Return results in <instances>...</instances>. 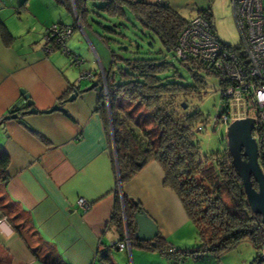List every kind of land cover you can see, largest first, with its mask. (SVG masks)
Masks as SVG:
<instances>
[{"label": "crops", "instance_id": "crops-1", "mask_svg": "<svg viewBox=\"0 0 264 264\" xmlns=\"http://www.w3.org/2000/svg\"><path fill=\"white\" fill-rule=\"evenodd\" d=\"M163 1L176 12L188 6L195 10L193 16L209 7V0ZM77 2L0 0V26L9 33L4 37L0 30V148L9 157L10 171L5 191L27 212L39 236L28 244L4 220L0 256L8 254L12 264H43L46 251L37 246L43 243L67 264H170L158 249L115 247L124 239L112 222L116 189L141 205L167 245L196 246V228L176 193L164 185L158 162L149 161L119 187L112 125L98 110L110 50L89 18L81 19ZM81 3L95 12L86 1ZM54 23L73 27L66 42L71 54L44 41ZM86 71L92 72L91 80L82 77ZM71 87L77 95L62 102ZM23 92L32 106H26ZM56 104L62 110L46 112ZM31 107L37 112H27ZM79 198L89 202L87 209L78 204Z\"/></svg>", "mask_w": 264, "mask_h": 264}, {"label": "trees", "instance_id": "trees-1", "mask_svg": "<svg viewBox=\"0 0 264 264\" xmlns=\"http://www.w3.org/2000/svg\"><path fill=\"white\" fill-rule=\"evenodd\" d=\"M56 1L70 6V0ZM79 1L77 9L81 19L87 20L89 11L81 3L84 1ZM126 10L138 23L142 35L151 38L147 50L137 37L129 39L122 32L126 24L110 26L97 22L103 29L97 33L110 50V66L105 70L108 104L101 89L98 110L106 123L108 117L111 121L119 172L117 179L122 185L149 161L158 162L164 171V185L176 193L196 228L198 245L191 249L173 246L175 251L170 253L167 247L171 245H167L159 232L154 239L155 246L150 241L140 242L135 237L134 214L144 210L137 201L123 192L120 194L117 189L112 222L123 237L124 214L131 244L149 250L158 249L170 264L186 257L196 260L207 252L217 255L244 240L252 244L256 253L249 264H264V255L260 253L264 247V226L260 215L253 213L247 203L242 180L232 164L227 146L202 153L197 131L205 128L207 118L203 120L204 115L198 108L182 113L188 105L187 99L205 93L204 75H215L207 65L181 60L174 53L178 34L188 19L168 3L150 0H105L95 14L101 17L107 14L122 20L127 17ZM198 14L214 27L210 7L198 10ZM133 26L136 28L135 24ZM0 30L2 36L9 37L4 26H0ZM154 39L187 68L190 82L183 81V76L166 59L162 49L154 51ZM172 68L174 71L170 74ZM75 89L71 87L62 102ZM260 137L258 161L264 171L263 134ZM9 179V157L0 148V219L5 218L30 244L39 236L31 228L27 212L8 197L5 185ZM253 186L257 188L254 181ZM42 244L37 246L46 251L41 257L43 264H67L51 247ZM32 249L37 254V247ZM0 264H12V259L8 254L1 255Z\"/></svg>", "mask_w": 264, "mask_h": 264}, {"label": "built area", "instance_id": "built-area-1", "mask_svg": "<svg viewBox=\"0 0 264 264\" xmlns=\"http://www.w3.org/2000/svg\"><path fill=\"white\" fill-rule=\"evenodd\" d=\"M73 2L75 0H72ZM79 1V0H76ZM86 1V0H80ZM157 2L163 0H154ZM264 0H231V9L239 32V43L232 46L223 42L211 22L203 15L197 14L187 20L178 34L174 47L176 56L184 61H199L207 65L218 77L221 90L219 111L213 122L225 126L238 119H254L253 138L259 140L264 136ZM73 27L54 23L46 29L44 41L59 46L71 54L66 47ZM50 49V46H48ZM75 61L81 60L75 57ZM101 73L100 88L108 104L106 75ZM82 77L93 78L90 71L82 72ZM220 112V113H219ZM83 208L89 207L84 198L78 199ZM5 218L0 219V224ZM125 221V216H124ZM126 222V221H125ZM130 236L126 229L124 239L115 244L119 249L130 250ZM167 250L175 251L173 246ZM264 255V247L260 249Z\"/></svg>", "mask_w": 264, "mask_h": 264}, {"label": "rangeland", "instance_id": "rangeland-1", "mask_svg": "<svg viewBox=\"0 0 264 264\" xmlns=\"http://www.w3.org/2000/svg\"><path fill=\"white\" fill-rule=\"evenodd\" d=\"M86 2L89 10L96 11V8L102 6L105 0H86ZM208 5L212 10L215 29L219 38L226 44L236 46L239 43V32L233 17L231 0H209ZM181 11L182 12L178 13L186 19H189V17L191 18L195 12V10L188 6H184ZM95 13L96 12L91 11L88 18L99 32H101L103 29H101V26L97 22H102L103 24L110 26H113L116 23L126 24V27L123 26L124 30L122 32L126 34L129 39L130 37H137L144 50H147L148 42L151 41V38L146 36L144 37L142 35L138 23L128 10H126L127 17L122 20L116 17H109L107 14H104V18L96 15ZM106 18H110L112 21ZM133 24L136 25V28L133 26ZM118 38L120 39V37ZM154 40V51L162 49L164 52L163 54L166 55V59L171 61L175 66V70L178 71V74L183 76V81L190 82L191 77L187 68L181 64L170 52L164 50L157 39ZM162 55L160 54L159 56ZM173 71L174 69L172 68L170 74H172ZM204 80L206 82L205 93H203L201 97L193 95V97L187 99L188 105L185 106L182 113L185 111L190 112L194 108H198L204 115L203 120L207 118L205 128L197 131V139L199 140L200 146L202 148V153H210L220 150L224 145H226V141H223L225 140V126L219 125L217 122H213L217 108L221 103V88L219 85V79L215 75L205 74ZM190 223L193 225L191 221ZM194 235L195 238L193 241L197 240V242H195L197 246V233ZM188 248L191 249L194 248V246H188ZM179 249H185V247ZM255 256L256 253L255 249L253 250L252 244L249 241L244 240L235 243L234 246L220 252L217 255L207 252L196 260L191 259V257H186L183 261L178 262V264H249Z\"/></svg>", "mask_w": 264, "mask_h": 264}, {"label": "water", "instance_id": "water-1", "mask_svg": "<svg viewBox=\"0 0 264 264\" xmlns=\"http://www.w3.org/2000/svg\"><path fill=\"white\" fill-rule=\"evenodd\" d=\"M77 93L75 89L69 99L74 98ZM24 99H26V106H32L33 102L28 98L27 94H24ZM55 110H62V108L56 104L46 110V112ZM27 112L36 113L37 110L31 107ZM16 116L15 113L11 115V117ZM254 128L255 123L252 118L234 120L228 125L225 131V140L227 149L232 157V164L242 180L247 203L253 213L260 215L261 223L264 226V171L258 161V143L252 136ZM111 141L115 155V142L112 129ZM114 158L118 175L116 155ZM253 181L257 184V188H254ZM120 186L121 184L119 182ZM134 219L137 225L135 237L139 241H150L155 246L154 239L158 234V227L155 221L145 211L135 213Z\"/></svg>", "mask_w": 264, "mask_h": 264}]
</instances>
